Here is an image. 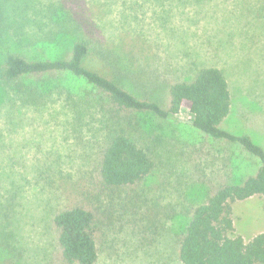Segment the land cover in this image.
<instances>
[{
    "label": "rangeland",
    "instance_id": "rangeland-1",
    "mask_svg": "<svg viewBox=\"0 0 264 264\" xmlns=\"http://www.w3.org/2000/svg\"><path fill=\"white\" fill-rule=\"evenodd\" d=\"M61 1L99 25L121 84L137 95L162 101L167 82L189 79L198 67L219 68L231 100L222 126L264 148V0ZM62 41L13 43L25 55L52 59L70 47ZM6 44L0 37V62ZM81 84L79 78L57 75L33 83L40 91L51 89L49 97L11 100L14 89L0 80L1 263L51 264L57 258L51 219L73 199V187L88 167L87 144L94 139L86 125L74 130L60 93ZM179 117L140 115L142 140L156 152L159 167L137 184L138 197L127 200L129 207L103 228L93 264H181L177 235L187 221L181 207L202 198L197 173L211 175L219 162L234 164L233 179L254 173L257 162L203 137L183 112ZM232 219L234 234L245 240L264 232L263 197L233 202Z\"/></svg>",
    "mask_w": 264,
    "mask_h": 264
},
{
    "label": "trees",
    "instance_id": "trees-1",
    "mask_svg": "<svg viewBox=\"0 0 264 264\" xmlns=\"http://www.w3.org/2000/svg\"><path fill=\"white\" fill-rule=\"evenodd\" d=\"M0 37L10 43L2 52L0 80L14 89L11 100L49 97L51 89H42L47 90L44 93L33 83L57 75H71L83 83L73 91H60L74 130L80 132L86 125L94 139L87 144L88 167L73 187V199L51 219L57 243V258L51 264L96 261L103 228L119 209L129 207L127 200L133 194L138 197L137 184L159 167L156 152L142 140L140 115L175 121L181 112L203 137L237 150L246 161L257 162V167L254 173L235 179L231 162L215 164L211 175L197 173L195 181L203 195L200 201L181 207L187 221L177 235L178 260L181 264H264V232L245 240L234 234L232 219L233 202L256 195L264 199V148L249 135L222 126L231 100L219 68L198 67L189 79L167 82L162 101L137 95L121 84L117 62L103 47L108 44L100 38L99 25L89 16L72 13L61 0H0ZM13 40L19 44L63 40L70 47L52 59L40 58L25 55ZM133 203L131 207L137 208Z\"/></svg>",
    "mask_w": 264,
    "mask_h": 264
}]
</instances>
